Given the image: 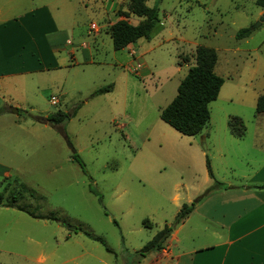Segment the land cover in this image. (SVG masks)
<instances>
[{
  "label": "rangeland",
  "instance_id": "rangeland-1",
  "mask_svg": "<svg viewBox=\"0 0 264 264\" xmlns=\"http://www.w3.org/2000/svg\"><path fill=\"white\" fill-rule=\"evenodd\" d=\"M127 1L112 0L110 6L118 5L117 13L126 8ZM106 3L107 0H0L1 19L19 17L48 5L52 20L59 26H73L72 35L55 32L46 15L45 23L41 22L45 28L37 31L41 34L36 41L46 44L43 64L47 63L48 69L10 77L0 85V114L5 109L0 117V191L8 182L12 183L9 190H18L15 180L24 183L37 194H19L16 205L30 209L38 206V213L52 212L64 221V225L49 220L44 224L26 213L0 208V264H138L139 250L155 232L165 224L177 227L182 204L200 196L214 183L208 172V180L204 176L203 157L199 163L192 161L196 154L190 136L157 127L163 122L160 107L172 100L187 73L188 66L181 62L186 56L192 57L197 45L218 49L220 56L224 48L232 45L257 48L251 52L253 68L247 66L243 80L227 81L209 103L210 118L202 132L220 139L225 134L233 143H224L229 151L225 157L204 152L214 179L222 176L244 183L239 175L246 174L250 166L242 154L248 158L264 155L236 145L245 144L257 127L254 95L264 93V11L255 0H147L148 6H157L159 16L152 43L161 39L164 42L143 59L146 71L159 76L158 81L155 76L145 77L143 91L131 75L111 66L112 51L107 52L112 49L106 44L103 53L95 58L99 64L56 71L55 52L49 45H57L68 60L69 49L80 52L79 43L87 38L90 23L98 24L105 17L101 7ZM110 20L114 21V16ZM243 27L253 29L248 44L234 37ZM30 32L38 35L34 29ZM251 72L259 74L257 79L244 85ZM112 81L115 88L106 95L110 98L90 97L97 88L109 84L114 87ZM235 83L244 88L234 90ZM154 85L158 87L156 91ZM51 99L59 100L58 105H53ZM76 105L79 108L74 116L63 124L36 121L57 109L71 113ZM13 108L17 113L12 112ZM234 113L245 124V141L228 135V119ZM112 117L124 124L123 132L127 130L133 137L132 144L119 131L109 133ZM194 140L200 141L204 151L200 135ZM69 145L78 153L85 171L71 159ZM222 160L230 162L234 171L227 170ZM3 196L7 200L8 192ZM143 221L151 227H144ZM67 226H80L103 243L82 231L71 232ZM59 228L63 231L58 232Z\"/></svg>",
  "mask_w": 264,
  "mask_h": 264
},
{
  "label": "crops",
  "instance_id": "crops-1",
  "mask_svg": "<svg viewBox=\"0 0 264 264\" xmlns=\"http://www.w3.org/2000/svg\"><path fill=\"white\" fill-rule=\"evenodd\" d=\"M111 1L112 0H107L106 5L104 4L101 7L103 16H105L103 20L98 24L91 22L90 26H88L87 38L81 40L79 43L81 46L80 52L74 48L67 51L69 60L66 54H64L65 52L61 51L57 45H49L50 50L55 52L56 71H62L63 69L68 71L80 65L99 64L95 58H99L100 53H103V47L106 44L108 46L110 45L112 49L107 52L109 53V51H112L111 66L117 68V70L122 68L127 75H131L141 84L140 87L143 91V89H145L143 85L145 77L146 79H150V76H155V79H157V81L159 80V76L155 74L154 71H146L147 67L143 63V59L159 48L164 42V39H161V42L152 43V36L155 33V28L151 32L149 38L141 37L122 49L114 50L112 39L109 34V26L123 17L119 15L118 12H115L118 5L115 6V4H113V6H110ZM122 10L127 11V4L126 8L124 7ZM51 12L50 6L42 5L29 10L19 17L0 18V85L9 80L10 77L24 76L30 72H41L44 69H48V67H46L47 63L43 64V58H47V56H45L46 44L41 45V42L36 41L41 34L37 33V31H40L41 28H45V25L41 22L45 23L44 17H46V15L49 16L55 32L64 31L66 34L71 33L72 35L73 26H59L54 19L52 20ZM112 16H114V21L110 20ZM127 20L132 24H137L140 18L130 14ZM91 24H94V28L91 27ZM32 29H34L38 35H32L30 32ZM159 32L160 29L157 33ZM252 32L253 29L248 36L241 39H236L235 35L234 37L236 40H242L245 44H248ZM46 35L47 33L44 35V38H46ZM65 41L67 44L70 43L68 38H65ZM232 46L233 47L224 48L221 56L218 49L215 50L213 48L216 52V61L213 71L223 79L221 87L227 81L233 82L237 79L243 80L242 76L247 66L250 65V67L253 68V57H251V52L255 51L257 48L249 46ZM76 53H79V56L76 55ZM177 54L176 52L175 57H177ZM176 61L175 59V62ZM181 63H185L189 66V63H192V58L189 59V63L187 61ZM178 66H181V64ZM177 70L180 71V68H177ZM134 74H137V76ZM258 75V73L251 72V75L247 77L248 79H244V81H247L244 85L251 84L254 79H257L256 77ZM261 77H264V75ZM124 79H128V77L124 76ZM112 84L114 87H112L109 92L94 95V92L99 89L97 88L92 91L90 97L110 98V96L106 95L113 92L115 81H112ZM232 85L233 89L236 91H240L241 88H244V86H240L238 83ZM161 86L162 84L159 83L158 87ZM158 87L154 85L153 91H156ZM145 93L147 94L148 91ZM263 94L264 93L258 92L254 95L255 106L257 98ZM61 102L63 103L62 106H65L64 100ZM58 103L55 105H58ZM165 106L166 105L160 107L159 113ZM77 108H79V105L73 107L71 113H68L70 114L68 120L74 116ZM62 110L66 111L65 109ZM4 112L5 109L2 113L4 114ZM233 116L239 117L242 120L238 113H234L231 117ZM254 117L257 127L254 128L249 140H247L245 144L236 145L238 149L247 147L250 152L264 154V129L261 130L264 128V113L254 112ZM111 123L113 126H111L109 133L113 134L119 131L122 133L123 139L129 144H132L131 139L133 137L128 134L127 130L126 133L123 132L124 124L116 122L114 117H112ZM161 123L162 124H157L159 130H163L167 127L171 129L173 133L177 132L172 127L170 128L168 124H164V122ZM228 131V135L236 141H245L246 131L241 138L231 134L229 125ZM151 132L152 129L150 130V135ZM197 135H200V140L205 148L204 151L200 148V141L196 142L194 140ZM190 137L194 141L192 146L194 147V154H196L195 160H192L194 164L199 163L202 157L203 162L206 164L207 155H205L204 152L207 151H211L213 156H215L216 153L218 156L225 157L229 152L226 149V144L233 145L225 134L223 138L220 139L217 138V135L212 137L208 133H203L201 130L198 134ZM225 142L226 144H224ZM242 158L246 160V164L250 166V170L246 174L239 175L244 183H236L230 181L233 178L224 179L222 176L218 177L220 181L215 178L216 181L223 185L210 190L205 196L198 200L192 209L177 222L179 223L177 227L172 229L171 234L166 240L165 247L161 250L152 251L140 256L141 259L138 264H264V155L258 158L255 156L248 158L246 154H242ZM222 162L223 166L226 165L227 170L234 171V167L229 164L230 162L227 160H222ZM209 164L211 165V162ZM206 168L207 167L203 170V173L208 180ZM192 201L188 199V203L183 204L189 205ZM0 208H10L12 211L25 213L15 207L0 206ZM33 220L44 224L48 221L47 219L40 218H33ZM55 222L62 224L58 221ZM190 222L193 223L191 226L189 225ZM26 223L28 225L30 224L28 221ZM67 227L68 230L73 232L72 227ZM62 231V228H59L58 232ZM68 235L69 233L67 236ZM136 251L137 250H135V252Z\"/></svg>",
  "mask_w": 264,
  "mask_h": 264
},
{
  "label": "trees",
  "instance_id": "trees-1",
  "mask_svg": "<svg viewBox=\"0 0 264 264\" xmlns=\"http://www.w3.org/2000/svg\"><path fill=\"white\" fill-rule=\"evenodd\" d=\"M146 2L147 0H128L127 11L118 12L123 18L109 26V34L112 39L114 50L122 49L129 43H133L141 37L149 38L151 32L156 28L159 23L157 6H148ZM255 4L264 11V0H255ZM130 14L140 18L137 24H132L127 20ZM251 31L252 27L240 28L236 32L235 37L236 39L244 38L248 36ZM191 58L193 63H189L188 56L185 57V61L189 63L187 73L179 82L175 96L160 110L159 113V118L164 123L185 136H194L198 134L209 121V103L216 99L223 83V79L213 71L216 61V52L213 48L198 45L195 47ZM111 88L112 85L110 84L103 86L97 89L94 92V95L109 92ZM255 112L264 113V94L257 98ZM69 118L70 114H68V112L62 109H57L45 118H36V121L39 123L56 125L65 122ZM228 125L232 135L238 138H241L244 135L245 126L239 117H230ZM71 159L77 162L82 170L85 171L84 164L76 151L71 154ZM206 167L207 172L214 180V183L209 186L203 194L196 197L189 205H182L177 214L176 223L210 190L223 185L214 179L208 159H206ZM14 183H16L18 190L8 189V186L12 185L11 182H8L3 186L0 191V206L15 207L33 218L54 220L61 222L64 225V221L52 212L48 214L38 213V206L30 209L27 206L16 205L15 202L18 199L19 194L22 196V193L25 192L28 196L34 197L37 192L24 183H20L16 180ZM6 192H8L9 196H7V200H4L3 195ZM114 223L117 224L116 221H114ZM142 225L147 228L151 227L149 224H145L144 221L142 222ZM72 231H82L86 236L103 243L101 238L92 235L89 231L83 230L80 226H76ZM171 232L172 228L165 224L143 245L138 252L139 255L143 256L146 253L163 249ZM106 249L110 251L107 247Z\"/></svg>",
  "mask_w": 264,
  "mask_h": 264
},
{
  "label": "built area",
  "instance_id": "built-area-1",
  "mask_svg": "<svg viewBox=\"0 0 264 264\" xmlns=\"http://www.w3.org/2000/svg\"><path fill=\"white\" fill-rule=\"evenodd\" d=\"M91 27L94 28V24H92ZM51 102L53 105H55L58 103V100L57 99H51Z\"/></svg>",
  "mask_w": 264,
  "mask_h": 264
},
{
  "label": "water",
  "instance_id": "water-1",
  "mask_svg": "<svg viewBox=\"0 0 264 264\" xmlns=\"http://www.w3.org/2000/svg\"><path fill=\"white\" fill-rule=\"evenodd\" d=\"M12 112L17 113V109H16V108H13V109H12ZM69 146H70L71 150L74 152L73 147H72L71 145H69ZM70 227L75 228V227H73V226H70Z\"/></svg>",
  "mask_w": 264,
  "mask_h": 264
}]
</instances>
